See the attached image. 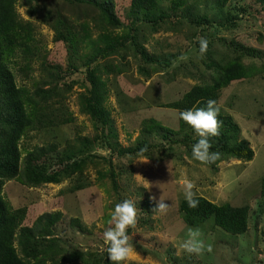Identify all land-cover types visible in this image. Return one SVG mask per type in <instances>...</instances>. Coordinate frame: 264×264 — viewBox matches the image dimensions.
<instances>
[{
	"label": "rangeland",
	"instance_id": "1",
	"mask_svg": "<svg viewBox=\"0 0 264 264\" xmlns=\"http://www.w3.org/2000/svg\"><path fill=\"white\" fill-rule=\"evenodd\" d=\"M112 2L119 25L89 3L18 0L16 5L19 17L34 27L39 51L27 66L22 54L15 57L12 68L18 85L34 94L47 119L22 137L24 171L5 182L3 195L20 213V227L33 226L43 213H61L46 238L37 236L38 258L31 261L108 264L103 233L114 226L109 212L120 203L109 177L112 156L122 200L136 209V224L127 234L132 252L119 264H264V0H158L147 15H136L131 0ZM201 38L208 41L203 55ZM115 41L124 44L93 63L106 88L109 130L85 110L91 88L86 62ZM169 58L171 64H164ZM234 61L244 66L246 76L224 87L217 105L238 124L239 138L249 141L251 160L220 156L202 163L192 158L194 143L172 144L161 137L154 138L160 146L150 156L119 155L108 147V140L122 148L134 146L151 118L179 131V111L171 104L192 86L212 83L216 65ZM37 147L49 153L34 162L44 163L59 182L26 180L25 160ZM65 151L71 159L61 163ZM186 182L193 184L194 196L248 206V230L231 234L213 217L188 225L180 208ZM160 200L167 205L162 211L155 210ZM189 228L201 232L199 254L181 247Z\"/></svg>",
	"mask_w": 264,
	"mask_h": 264
},
{
	"label": "trees",
	"instance_id": "2",
	"mask_svg": "<svg viewBox=\"0 0 264 264\" xmlns=\"http://www.w3.org/2000/svg\"><path fill=\"white\" fill-rule=\"evenodd\" d=\"M77 3H89L98 7L106 18L113 25H119L113 11L112 0H71ZM224 2L228 0H222ZM18 0H0V264H42L34 263L32 258L37 261L38 249L40 248L41 238H46L51 233V227L61 218V213L46 212L40 215L35 224L31 227H20L21 215L15 211L3 195V187L7 180L17 178L22 171V151L20 141L29 129L35 127L38 122L47 119L46 111H38L37 106H42L25 86L17 83L15 72L12 68V62L15 57L23 55L27 66L32 57L39 50L35 47L34 27L31 23L23 21L16 10ZM158 0H131L132 11L136 15L148 14L157 6ZM148 20H151L148 18ZM59 37H64L59 33ZM69 39V38H68ZM123 41H115L106 48L99 49L86 62L87 77L91 88L89 94L85 96V110L96 120L100 121L104 128L111 130L110 115L104 107L106 97V88L102 80L97 76L93 63L101 54L116 51L119 46H123ZM147 57V53H143ZM149 61L153 59L147 57ZM163 62V61H159ZM166 65H170L172 59H165ZM217 76L212 83L196 84L187 91L183 97L172 103L171 106L179 111L206 107L208 100H214V107L218 110L217 102L221 90L229 85L231 81L246 76L245 68L236 61L229 65L220 67L216 65ZM39 94V93H37ZM46 110L45 106H43ZM180 119V118H179ZM217 120L219 122V135L210 137L212 147L210 151L219 152L224 157H234L243 160H251L254 156V150L247 139L239 138V126L233 120L231 115L224 114L220 110ZM145 125L141 131V138L137 140L132 147L122 148L108 139V147L119 155L127 153L133 155H152L153 150L159 148L155 137H161L175 144L183 142L185 145L196 143L199 139L192 128L180 119L179 131H174L162 125L157 119L151 118L144 122ZM189 130H191L189 132ZM183 133L181 139L177 137ZM108 134V133H107ZM194 136V137H193ZM52 150L56 147L52 145ZM49 152L45 147H37L27 155L25 178L29 182H59L56 174L45 171L44 163H35L41 157ZM70 160L67 152L60 156L61 163ZM109 177L112 186L119 196V202L122 197L119 189V183L113 163L112 156L109 160ZM77 165V163H75ZM34 181H31V177ZM262 195L264 196V179L262 182ZM195 199L199 201L195 208L188 206L185 199L181 201L180 208L183 211L184 220L188 225L198 226L206 220L213 217L215 225L223 228L231 234H242L249 227V207L233 206L230 203L218 204L210 199L196 195ZM24 215V214H23ZM132 227L127 229V234ZM16 240L21 246L23 256L19 254L16 246ZM53 241V240H51ZM108 258V257H107ZM108 264L111 261L108 259Z\"/></svg>",
	"mask_w": 264,
	"mask_h": 264
},
{
	"label": "clouds",
	"instance_id": "3",
	"mask_svg": "<svg viewBox=\"0 0 264 264\" xmlns=\"http://www.w3.org/2000/svg\"><path fill=\"white\" fill-rule=\"evenodd\" d=\"M208 47L205 38L199 40V52L203 55ZM214 100H208L206 107L181 111L179 118L189 125L199 139L192 145L191 155L196 161L212 164L220 159L219 152L210 151L212 147L210 137L219 135V122L217 120L219 110L214 107ZM193 184L186 182L184 185V196L189 207L195 208L199 201L194 198ZM167 207L163 201H158L155 210L162 211ZM110 223L114 226L103 233V243L107 246V257L111 262L119 264L132 252L128 243L127 229L136 224V209L129 200H124L110 210ZM187 239L181 247L187 253L199 254L204 250V243L200 239L199 229L189 228Z\"/></svg>",
	"mask_w": 264,
	"mask_h": 264
}]
</instances>
